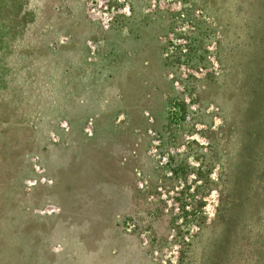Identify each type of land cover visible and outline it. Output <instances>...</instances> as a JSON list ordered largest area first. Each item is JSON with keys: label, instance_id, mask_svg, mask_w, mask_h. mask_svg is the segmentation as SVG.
Listing matches in <instances>:
<instances>
[{"label": "rangeland", "instance_id": "1", "mask_svg": "<svg viewBox=\"0 0 264 264\" xmlns=\"http://www.w3.org/2000/svg\"><path fill=\"white\" fill-rule=\"evenodd\" d=\"M0 264H264V0H0Z\"/></svg>", "mask_w": 264, "mask_h": 264}]
</instances>
